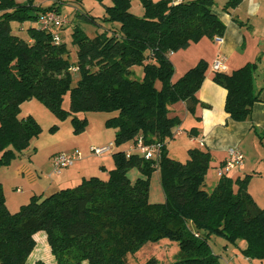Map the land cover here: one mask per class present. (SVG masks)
Listing matches in <instances>:
<instances>
[{
    "label": "trees",
    "instance_id": "16d2710c",
    "mask_svg": "<svg viewBox=\"0 0 264 264\" xmlns=\"http://www.w3.org/2000/svg\"><path fill=\"white\" fill-rule=\"evenodd\" d=\"M111 2L102 19L111 24L105 32L90 38L74 28L78 50L77 63L72 64L63 39L56 44L54 32L38 25L43 13H62L60 4L42 9L33 0H0V168L9 166L42 131L34 117H20L22 104L32 99L42 101L59 119L71 117L75 134L88 125L80 113H116L106 121L116 131L114 147L141 139L147 146L161 145V158L157 164L139 152L112 149L115 168L107 180L84 178L74 188L32 196L15 213L8 209L0 182V264H29L40 232L46 234L57 264H129V254L162 239L179 243L174 264H220L208 242L212 236L245 242V255L264 262V208L249 192L252 176L225 175L208 192L210 151L191 149L183 163L167 150L174 128L182 123L173 107L184 102L195 115L209 69L200 60L174 81L170 54L204 38L224 36L226 25L213 10L215 0H140L142 17L132 12L131 0ZM241 2L229 0L223 9H236ZM12 23L36 25L23 39L13 34ZM137 65L144 66L142 80L132 78ZM257 68L252 63L214 75L227 91L225 112L234 122L247 121L260 101L254 91ZM74 74L79 79L72 87ZM68 92L70 108L65 110ZM133 168L144 177L132 182L128 172ZM156 171L166 197L163 204L149 202L150 178ZM145 264L159 262L151 258Z\"/></svg>",
    "mask_w": 264,
    "mask_h": 264
},
{
    "label": "rangeland",
    "instance_id": "374dc122",
    "mask_svg": "<svg viewBox=\"0 0 264 264\" xmlns=\"http://www.w3.org/2000/svg\"><path fill=\"white\" fill-rule=\"evenodd\" d=\"M19 3H26L28 0H16ZM155 2L160 0H154ZM179 1H192V0H177ZM228 0H215V6L213 8L214 12L221 17L227 15V12L223 9ZM58 3L61 6V12L68 16L70 21L69 26L64 30L60 31V36L62 37L64 43L67 45L69 52V60L72 64L77 63V46L73 44L72 34L75 27H80L90 38H94L98 33L105 32L111 24L104 23L102 21L103 17L106 16V9L108 6L112 5L111 0H33V4L41 7L42 9H48L53 4ZM132 12L142 17L144 15V9L140 0H131ZM246 3L241 7L243 9ZM85 15L95 18L96 23L90 22L86 19ZM36 24L25 23L20 25L18 23H12L13 34L19 36L23 39H28L27 30ZM205 39V38H204ZM203 41H209L211 44H214L215 41L209 38H206ZM198 43H193L191 45V50L188 53L193 54L197 51H204L202 47L205 46H196ZM210 44V45H211ZM189 48V47H188ZM187 48V49H188ZM187 49L180 50L178 52H185ZM211 53V48L208 50ZM177 53V52H176ZM206 54V53H205ZM208 55V54H207ZM197 65V64H196ZM195 65V66H196ZM133 79L142 80L144 77V66L137 65L133 68ZM210 70H208V75H210ZM181 74V75H180ZM185 73H176L173 78L177 81ZM261 78L264 80V69L257 73V79ZM79 76L77 74L73 75V84L72 87L76 86ZM63 108L69 110L70 108V92L66 93L63 101ZM20 117L32 116L40 125L42 131L38 137H35L30 146L25 150V155L15 159V163H12L13 166L7 168L3 167L0 169V180L3 182V187L5 189V196L9 203H13L15 199H20V197H26V193L35 194L33 190H38V187L43 183L46 185L44 179L45 175L43 172L47 169V174L51 173L54 175L52 179H56L57 174L54 172V166L51 161V156L57 153H66L71 150H77L81 154V159L86 160L88 157H91L92 167L96 169V166L103 163L101 159L107 158L109 163V169L115 168V161L113 159V152L119 150L117 147H113V152L108 151L103 155H97L93 149L95 148H104L108 147L115 141V133L113 128H109L106 125V121L109 118L116 116V113H105V112H88L80 113L79 117L88 119V125L86 130L80 134H75L74 129L71 123V117L66 119H59L54 113H52L45 104L38 100L32 99L26 101L22 104ZM174 111L178 112L180 116L183 113L178 107H174ZM189 118L183 122L181 125L184 128V138L177 136L176 131L179 126L175 127L173 130L174 138L167 141V150L171 158L180 161L186 162L189 158V147L193 149L207 150L208 148H201L198 144H190L188 132L191 131L192 126L194 125L193 117L189 113ZM182 121V119H181ZM197 126V125H196ZM54 128V129H52ZM224 130L220 131L218 136L219 141L217 143V151H219V156L214 157L211 162V166L206 176V186L205 189L208 192H212L215 186L220 180L219 172L216 167V164L219 162V158L222 154V151L230 148L237 149V142L239 136V129H230L225 132ZM256 131L249 136L246 140L245 145L247 150H250L252 158H258L259 154L264 156V146H260V138L264 137V128H255ZM253 141V147L251 149L250 144ZM264 142V139H263ZM94 143V145L92 144ZM122 147V146H121ZM120 147V148H121ZM257 148L260 152L257 157H254V148ZM261 147V148H259ZM123 148H129V143L125 144ZM240 148V147H239ZM29 154L33 155L29 159ZM80 159V160H81ZM79 160V161H80ZM77 161L76 166L80 164ZM14 162V161H13ZM24 163V164H23ZM263 163V162H261ZM20 164L28 166L30 172L25 176H18L16 174V169ZM90 164V163H89ZM74 165V166H75ZM10 166V165H9ZM46 166V167H45ZM69 168H65L61 173L67 172ZM99 170V169H98ZM43 171V172H42ZM236 171H233L231 175H234ZM264 173V171H262ZM92 174V173H91ZM90 173L88 177L92 176ZM33 175L36 176V180L33 179ZM128 177L132 182H135L138 178L144 177V174L137 168H133L128 172ZM259 180H254L252 183V194L258 205L261 208H264V186L257 190L260 187ZM36 182V183H35ZM259 186V187H258ZM15 188H19L21 192H18ZM256 189L257 191H254ZM23 192V193H22ZM49 194V193H48ZM149 202L151 204H163L166 202V197L164 190L161 185L160 173L156 171L152 174L150 178V192H149ZM18 203H16L17 205ZM9 208L15 212L19 211L20 206L15 209L9 205ZM37 247L34 249L29 258V264H38L42 262L44 264H52L53 261H56L55 257L51 252V248L48 243L41 237L37 236ZM210 246L215 255L219 256L220 264H264L261 260L254 259L245 255L242 246L244 242L239 241L237 244L229 243L222 237L212 236L208 240ZM246 249V248H245ZM180 253V246L177 241L170 239H162L159 242H149L144 245L140 250L134 254H129L127 260L129 264H145L149 259L156 258L159 264H174L178 259Z\"/></svg>",
    "mask_w": 264,
    "mask_h": 264
},
{
    "label": "crops",
    "instance_id": "0c3cea01",
    "mask_svg": "<svg viewBox=\"0 0 264 264\" xmlns=\"http://www.w3.org/2000/svg\"><path fill=\"white\" fill-rule=\"evenodd\" d=\"M174 1L177 2V0ZM245 3L246 7L241 9V7ZM226 12L227 15L224 16L223 19H221V17L218 15L226 25V33L222 37V43L219 44L214 39L215 43L211 44L209 41H203L206 39L205 38L202 39L198 44H196L197 47L206 45L207 47H202L204 51H199L201 49L200 48L199 50L197 49L195 53L190 54L188 53V51L191 50L190 46L185 52L171 53L170 59L174 64L176 73H186L189 69L193 68L200 60H205L208 63V70H210L211 72L210 75H208L207 71L206 79L200 91L198 92V98L201 104L197 106L195 118H192L194 121V125L191 128V130L193 128H196L197 130L192 132L193 134L190 133V131L187 133L189 136V143L198 144L201 148H208L204 151H210L213 159L214 157L219 156V151H217V143L219 141L218 136L220 134V131L224 130V128H226L225 132L227 130H230L231 128H238L240 138H238L237 149L242 152L244 161L241 166H235L227 174V176L232 179H237L243 178L246 175H251L252 179L249 184V192L252 194L251 189L254 180H259L257 182L261 184L260 187L258 186L259 188H257V190H260V188L264 186V173L262 172L264 171V156L259 154L260 151L255 147L253 153L254 157H257L258 154L259 156L258 158L253 159L252 155L250 154V150H247V145H245L246 140L249 138V136H251V134H253L255 131L256 133H258L255 128H264V80H262L261 78L257 79V73L264 69V0H242L241 4L236 9H231L230 11ZM210 48L211 53L208 52ZM219 55H223L225 57L224 63L226 66V73H231L246 66L247 64L257 63L258 65V68L254 73V91L259 96L260 101L254 105L251 117L245 122H234L225 112L227 91L214 81L215 72L212 70L213 63ZM202 104L206 106H202ZM174 107H178L183 113V115L180 116L178 112L174 111V113L178 115L180 119H182L183 125V122L190 116L187 111V105L186 103L181 102L176 104ZM197 118H200V121H198ZM182 125H180L178 130L176 131L177 136L181 137V139L184 138L183 136L185 131ZM115 132L116 131H114V133ZM263 139L264 137L260 138V146L262 147L264 146ZM201 142H204L203 146L201 145ZM92 144L94 145V143ZM252 145L253 141L250 144L251 149L253 147ZM124 146L119 148L118 151H125L128 154L138 152L134 148L135 145L133 143H129V148H123ZM191 149L193 148L190 146L189 150ZM24 152L19 154L16 159L25 155ZM227 153L228 149L222 151V154L218 160L219 162L216 164L217 169H219L224 164L225 159L227 158ZM33 155L29 154V159ZM53 155L50 157V163L52 162ZM101 161H103V163H101L99 166L97 165L95 169L94 167H92L93 164H91V157H88V159L86 160L81 159L78 166L75 165L73 167H70L67 172L57 174L56 179H52L54 175H51V173L47 174L48 169L44 172L42 171L44 174L46 173L45 175H43L44 179L47 180L46 185L43 183L44 181L42 179L41 185L38 187V190H33L36 191L33 192L35 194L26 193V197L24 195V197H20V199H15L13 203H9L6 199L8 209L12 213H15L18 210L13 212L9 208V205L11 207H14L15 209H17L19 206L21 208V206L29 203L32 196L43 195L45 197L62 189L74 188L84 178L98 177L103 180H107L109 177V172L114 168L112 170L108 168L109 165L106 162L109 163V160L107 161V158L101 159ZM12 163H15V160ZM12 163L10 164V166L6 167L9 168L13 166ZM23 164H20L18 167H14V169L17 170L16 174L18 176H25L27 172H30V168ZM233 171L236 172L234 175H231ZM89 173H92V176L88 177ZM33 179L36 180V176L33 175ZM0 182L3 186L2 180H0ZM15 189L17 191V194H19L18 192H21L19 188ZM3 190L5 194L4 187ZM257 190L254 189V191ZM252 196L254 198L253 194ZM16 203L18 204L16 205ZM37 236L43 238L47 242L46 234L44 232H40L35 235L34 238L36 242ZM241 246L242 250H245L247 244L244 242V244ZM53 262L54 263L52 264H57L56 261ZM84 264L87 263L85 262Z\"/></svg>",
    "mask_w": 264,
    "mask_h": 264
},
{
    "label": "built area",
    "instance_id": "2783aa9c",
    "mask_svg": "<svg viewBox=\"0 0 264 264\" xmlns=\"http://www.w3.org/2000/svg\"><path fill=\"white\" fill-rule=\"evenodd\" d=\"M70 21L68 16L58 12L57 10H50L43 13L39 20L38 25L42 30L54 32V41L56 44L62 42V37L60 36V31L69 26ZM217 43H222L223 39L220 37L215 38ZM225 57L219 55L215 60L212 66V70L215 73H226L225 66ZM75 70V69H74ZM201 145H204V142H201ZM114 144H111L108 147L104 148H95L93 151L97 155H103L108 151H112ZM134 148L146 159L149 161H154L158 164L159 159L161 158V145H151L147 146L140 139ZM81 159V154L77 150H73L66 153H57L52 157V164L54 166V172L60 174L61 171L65 168H70L75 165L77 161ZM244 157L242 152L239 149L230 148L228 149L227 158L225 159L224 164L218 169L219 176L223 177L227 175L235 166H241L243 164Z\"/></svg>",
    "mask_w": 264,
    "mask_h": 264
}]
</instances>
